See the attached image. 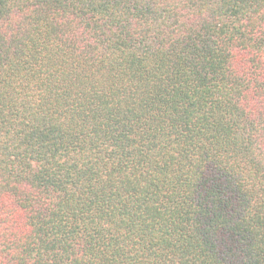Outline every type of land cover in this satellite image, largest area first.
<instances>
[{
    "label": "trees",
    "instance_id": "16d2710c",
    "mask_svg": "<svg viewBox=\"0 0 264 264\" xmlns=\"http://www.w3.org/2000/svg\"><path fill=\"white\" fill-rule=\"evenodd\" d=\"M0 264H264V0H0Z\"/></svg>",
    "mask_w": 264,
    "mask_h": 264
}]
</instances>
